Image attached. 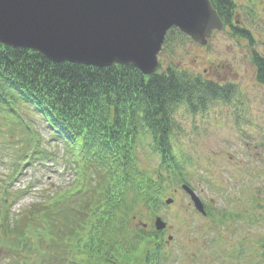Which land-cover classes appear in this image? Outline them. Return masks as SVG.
Instances as JSON below:
<instances>
[{"label":"trees","instance_id":"1","mask_svg":"<svg viewBox=\"0 0 264 264\" xmlns=\"http://www.w3.org/2000/svg\"><path fill=\"white\" fill-rule=\"evenodd\" d=\"M210 1L224 25L232 26L234 0ZM234 31L251 41L248 31ZM187 39L176 28L170 29L159 58L165 53L173 56L179 41ZM250 51L255 79L264 86V56ZM10 92L43 115L54 132L52 141L62 142L72 159L68 166L77 176L65 188L41 189L42 195L16 218L5 204L11 200L9 188L3 189L0 246L12 253L8 264H20L18 260L22 264H202L207 254L189 250L182 258L175 257L157 232L137 220L142 221L141 209L149 214L157 210L162 194L182 169L171 147L177 112H203L215 100L229 103L238 92L235 84L219 83L172 63L164 67L160 63L156 72L144 75L130 63L97 67L53 62L35 50L0 43V104L6 103ZM26 130L19 127V132ZM147 137L161 157L157 177L143 170L137 157L139 144ZM28 145L26 141L15 154L16 167L18 157H26ZM53 155L38 142L28 164ZM20 191H11L12 197ZM253 193L249 198L258 207H252L257 219L264 198L255 189ZM249 208L238 213L207 209V216L226 231L234 222L245 225L246 218L252 222ZM204 228L197 234L201 240L213 230L209 224ZM256 241L264 255V235ZM214 250L208 255L233 258L235 254L219 253L224 251L219 245ZM243 251L242 247L236 253Z\"/></svg>","mask_w":264,"mask_h":264},{"label":"rangeland","instance_id":"2","mask_svg":"<svg viewBox=\"0 0 264 264\" xmlns=\"http://www.w3.org/2000/svg\"><path fill=\"white\" fill-rule=\"evenodd\" d=\"M231 23L232 26L227 29L213 31L205 45L189 39L179 41L170 59V63L180 69L219 83H233L238 89L235 98L229 103L215 100L205 111L196 114L180 109L175 117L178 128L174 131L171 144L172 153L182 166L181 177L209 210L215 207L214 213L243 211L247 204L239 200L246 195L243 185L245 176L249 177V188L254 190L256 185L255 190L264 198V87L255 79L250 51L253 48L264 56V0H234ZM234 30L248 31L251 41L236 35ZM164 62L168 64V57ZM5 99L6 103L0 104V207H4L3 203L6 202L2 192L7 187L11 200L5 204L11 216L16 218L42 195L41 189L51 191L58 187L65 188L72 184L77 173L68 166L72 159L67 158L62 142L52 141L54 136L44 124L43 115L16 92H10ZM19 127L30 132L21 133ZM26 141L29 145L24 150H34L39 142L42 148L53 151L51 160L43 158L31 166L28 164L30 154H27L23 157L25 161H18L22 159L18 157L19 165L16 167V161L12 160ZM153 148L151 138L147 137L140 142L137 152L140 167L152 173L159 167L161 160ZM181 157L188 158L192 164L188 160L178 159ZM25 162L26 166L21 168ZM153 176L157 177V174ZM208 178L219 183V186L214 187L207 182ZM16 189L21 191L12 197L11 191ZM170 190L174 193L169 192L163 199L172 197L174 201L169 206L161 207L156 214L168 224L163 239H166L167 234L173 235V240L167 244V250L172 255L182 258L189 250H200L207 254L202 257V264H264V255L260 254L262 251H259L256 241L264 235V208L257 211V219L252 216L253 209L249 208L253 223L246 218V228L234 222L218 240L211 239L215 242L211 244L206 238L208 232L201 240V237L196 239V232L189 229L193 222L194 225L208 224L195 211L189 196L179 183H175ZM141 213L142 221L150 229L152 215L144 208ZM218 245L224 250L222 253L234 252V256L237 249L243 247L244 251L233 259L228 256L218 259L213 254L208 255L209 250H217ZM230 248L231 251H225ZM11 259L12 253L0 246V264H8Z\"/></svg>","mask_w":264,"mask_h":264},{"label":"water","instance_id":"3","mask_svg":"<svg viewBox=\"0 0 264 264\" xmlns=\"http://www.w3.org/2000/svg\"><path fill=\"white\" fill-rule=\"evenodd\" d=\"M172 27L204 45L222 22L210 0H0V43L35 50L53 62L130 63L148 75L158 67ZM182 187L204 213L196 194ZM155 226L165 223L157 217Z\"/></svg>","mask_w":264,"mask_h":264}]
</instances>
